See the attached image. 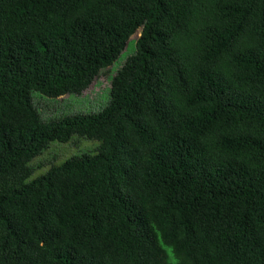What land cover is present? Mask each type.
Instances as JSON below:
<instances>
[{"label": "trees", "instance_id": "16d2710c", "mask_svg": "<svg viewBox=\"0 0 264 264\" xmlns=\"http://www.w3.org/2000/svg\"><path fill=\"white\" fill-rule=\"evenodd\" d=\"M0 264H264V0H0Z\"/></svg>", "mask_w": 264, "mask_h": 264}, {"label": "rangeland", "instance_id": "374dc122", "mask_svg": "<svg viewBox=\"0 0 264 264\" xmlns=\"http://www.w3.org/2000/svg\"><path fill=\"white\" fill-rule=\"evenodd\" d=\"M139 37V31L129 38L127 47L123 49L113 64L101 70L89 87L79 96L64 95L57 99H48L33 93V102L44 119L59 120L74 114L99 112L108 103V89L111 77L125 58L132 53L134 41ZM99 143L73 137L65 144L52 143L32 161L35 167L30 179L43 175L50 165H58L65 160L82 154H94Z\"/></svg>", "mask_w": 264, "mask_h": 264}]
</instances>
